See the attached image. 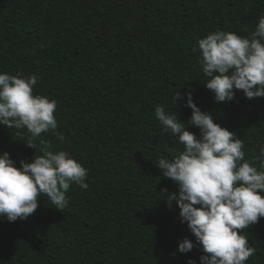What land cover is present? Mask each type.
<instances>
[{
    "label": "trees",
    "instance_id": "1",
    "mask_svg": "<svg viewBox=\"0 0 264 264\" xmlns=\"http://www.w3.org/2000/svg\"><path fill=\"white\" fill-rule=\"evenodd\" d=\"M261 16L264 0H0V74L39 76L34 95L57 103L58 123L42 138L86 168L89 185L71 186L64 212L42 196L26 221L0 216V264H201L202 246L161 193L179 189L155 165L173 155L166 147L183 146L155 109L187 129L191 92L202 112L243 140V162L264 171L256 160L264 98L237 91L232 102H216L193 52L213 32L249 37ZM30 136L0 125V157L9 153L18 168L32 163L42 153L27 147ZM241 235L256 249L245 264H264V217ZM185 239L196 245L187 254L179 251Z\"/></svg>",
    "mask_w": 264,
    "mask_h": 264
},
{
    "label": "clouds",
    "instance_id": "2",
    "mask_svg": "<svg viewBox=\"0 0 264 264\" xmlns=\"http://www.w3.org/2000/svg\"><path fill=\"white\" fill-rule=\"evenodd\" d=\"M43 47V45H41ZM199 63L209 80L207 89L215 93L218 103H230L236 92L247 99L264 98V16L249 37L217 31L198 41ZM38 75L23 78L0 74V125L13 130L27 129L31 134L27 147L41 152L32 163L21 160V168L9 153L0 157V216L11 222L27 220L39 208L46 196L54 208L64 212L69 206L66 194L73 184L87 189L88 170L72 159L68 152H53L44 133L55 131L57 103L46 96L34 95ZM178 91L173 101L183 100ZM193 111L187 124L200 129V136L185 128L176 114L157 106L155 115L165 133L178 137L183 150L166 147L173 155L160 158L155 166L165 179L178 186V193L161 192L171 208H180L182 222L188 225L204 255L201 264H245L255 255L241 232L257 225L264 217V171L245 160L243 140L214 122L187 94L185 105ZM59 139L64 137L57 133ZM39 139V145L35 142ZM257 161H264L261 148ZM264 168V163L260 164ZM196 245L185 239L179 245L181 253L191 252ZM189 264H193L192 261Z\"/></svg>",
    "mask_w": 264,
    "mask_h": 264
}]
</instances>
